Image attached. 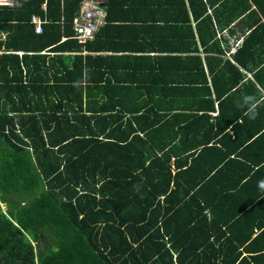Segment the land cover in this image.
<instances>
[{
	"label": "trees",
	"instance_id": "16d2710c",
	"mask_svg": "<svg viewBox=\"0 0 264 264\" xmlns=\"http://www.w3.org/2000/svg\"><path fill=\"white\" fill-rule=\"evenodd\" d=\"M83 1L0 6V264H264V127L240 91L264 14L230 52L251 3L204 5L143 75L82 55L101 49L71 39Z\"/></svg>",
	"mask_w": 264,
	"mask_h": 264
},
{
	"label": "crops",
	"instance_id": "0c3cea01",
	"mask_svg": "<svg viewBox=\"0 0 264 264\" xmlns=\"http://www.w3.org/2000/svg\"><path fill=\"white\" fill-rule=\"evenodd\" d=\"M3 1L5 2L7 0ZM210 1L213 3L214 8H210ZM210 1L103 0L101 4V10L104 14V19L101 25L102 27L100 26L97 34L94 36V44L101 47V49H99V51H96V49L93 51L84 50L82 55L108 56L111 57L109 59L114 61L111 63L120 65V69L127 68L133 70V73H142L143 75H147L146 70H140V64L142 61L139 57L147 55L166 56L168 54L167 52L171 50L176 43H178L179 40L177 38L180 33L189 27L190 24L192 27L197 24L198 18H196V15H199L203 12L204 5H208V12L211 14V9H218L217 7L221 4L220 0ZM238 1L241 2L243 0H229L230 11L228 19L235 15L237 5L236 3ZM45 2L46 0H44V3ZM249 2L251 3L252 7L245 11L246 14L244 18L236 20L234 24H230V26L227 28L228 32L226 34L230 42L229 45L231 49L235 47V51L239 47L236 46L237 43L241 41L244 36L243 31L246 32V35L249 34V32L246 30L247 25H244L242 21H245L247 17L253 18L252 20H254V17L249 15L252 13V9L257 12L258 17L264 14V0H260L258 4L253 3L252 0H249ZM257 5L259 6L256 7ZM43 11L45 12V10ZM203 16L204 14H202L201 17ZM37 17L42 18L44 21L49 20L47 15L44 18L41 16ZM106 17L108 21L107 23L105 22ZM262 21L264 22V16L262 17ZM63 38L68 37L63 36ZM181 42L182 44L185 43L184 40H181ZM151 45L159 47V49L156 50L157 53H154L155 47L154 50H151ZM256 47L257 48L254 52L251 51L253 54V61L255 60L256 53H258L263 63L259 67H257L253 61L249 64V68L254 69V73H248L245 71L248 80L246 79L244 82H242V84H240V91L243 92V97L245 95L257 96V92L260 93V97H264V73L260 75L259 79L255 77V73L257 71H264V39ZM149 51H151V53ZM233 51L234 49L230 50V52ZM77 53H73L71 56L76 55ZM51 55L54 54L52 53ZM230 55L231 53L228 54V56ZM99 61L101 62V60ZM110 65L108 66L106 64L107 67L104 69L108 70ZM142 80L140 79V76H136V79H132V83L127 82L125 84L126 86H129L133 89L131 90V96L135 101L149 100L151 97V95H144V97L141 98L140 95L135 92V88L137 86L148 87V85L145 83L146 81ZM234 93L236 97L242 96L237 95L236 91ZM261 106H263V108ZM245 107L247 111V106ZM257 110H259L257 117L255 119H251V127L253 130L258 127H264V104H261ZM216 115L217 114H214V116ZM262 145H264V143Z\"/></svg>",
	"mask_w": 264,
	"mask_h": 264
},
{
	"label": "built area",
	"instance_id": "2783aa9c",
	"mask_svg": "<svg viewBox=\"0 0 264 264\" xmlns=\"http://www.w3.org/2000/svg\"><path fill=\"white\" fill-rule=\"evenodd\" d=\"M0 3V5H11L8 3ZM15 2L17 0H14ZM47 1L43 4V10H47ZM103 0H84L80 4V10L78 14L73 18L74 36L72 39L77 40L80 44H85L87 41L94 38L99 27L102 25L104 14L101 10V4ZM32 23L35 26V32L42 34L44 32V21L40 17H33ZM68 38H63L61 42L66 41ZM45 53V52H44Z\"/></svg>",
	"mask_w": 264,
	"mask_h": 264
},
{
	"label": "clouds",
	"instance_id": "9594fccd",
	"mask_svg": "<svg viewBox=\"0 0 264 264\" xmlns=\"http://www.w3.org/2000/svg\"><path fill=\"white\" fill-rule=\"evenodd\" d=\"M243 104L247 106L245 115H247L250 119H255L258 115V107L261 104H264V97L257 98L255 95H245L243 97ZM259 187L264 189V180L259 182Z\"/></svg>",
	"mask_w": 264,
	"mask_h": 264
},
{
	"label": "water",
	"instance_id": "95a60500",
	"mask_svg": "<svg viewBox=\"0 0 264 264\" xmlns=\"http://www.w3.org/2000/svg\"><path fill=\"white\" fill-rule=\"evenodd\" d=\"M8 3H10L11 5H18L22 4L23 0H17L16 2L14 0H9Z\"/></svg>",
	"mask_w": 264,
	"mask_h": 264
},
{
	"label": "bare ground",
	"instance_id": "6f19581e",
	"mask_svg": "<svg viewBox=\"0 0 264 264\" xmlns=\"http://www.w3.org/2000/svg\"><path fill=\"white\" fill-rule=\"evenodd\" d=\"M2 2H3V3H6V1L4 2L3 0H0V3H2Z\"/></svg>",
	"mask_w": 264,
	"mask_h": 264
}]
</instances>
